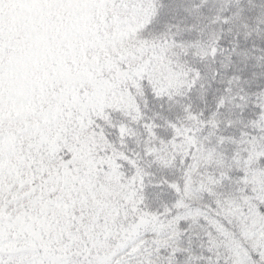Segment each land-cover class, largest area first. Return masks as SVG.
Listing matches in <instances>:
<instances>
[{
    "label": "snow or ice",
    "instance_id": "6c2138e0",
    "mask_svg": "<svg viewBox=\"0 0 264 264\" xmlns=\"http://www.w3.org/2000/svg\"><path fill=\"white\" fill-rule=\"evenodd\" d=\"M0 264H264V0H0Z\"/></svg>",
    "mask_w": 264,
    "mask_h": 264
}]
</instances>
